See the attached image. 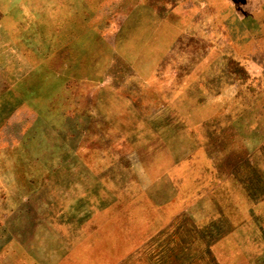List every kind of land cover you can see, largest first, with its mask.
Listing matches in <instances>:
<instances>
[{
  "label": "rangeland",
  "instance_id": "rangeland-1",
  "mask_svg": "<svg viewBox=\"0 0 264 264\" xmlns=\"http://www.w3.org/2000/svg\"><path fill=\"white\" fill-rule=\"evenodd\" d=\"M0 264H264V0H0Z\"/></svg>",
  "mask_w": 264,
  "mask_h": 264
}]
</instances>
